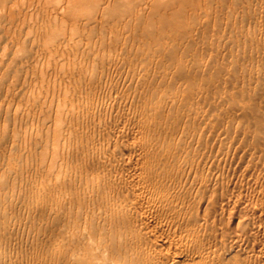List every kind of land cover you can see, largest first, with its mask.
<instances>
[{
    "label": "bare ground",
    "instance_id": "obj_1",
    "mask_svg": "<svg viewBox=\"0 0 264 264\" xmlns=\"http://www.w3.org/2000/svg\"><path fill=\"white\" fill-rule=\"evenodd\" d=\"M0 264H264V0H0Z\"/></svg>",
    "mask_w": 264,
    "mask_h": 264
}]
</instances>
